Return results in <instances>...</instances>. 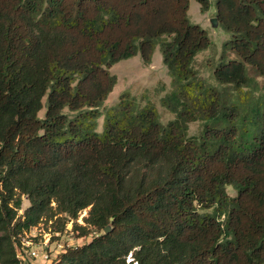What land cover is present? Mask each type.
Returning a JSON list of instances; mask_svg holds the SVG:
<instances>
[{
  "label": "trees",
  "instance_id": "obj_1",
  "mask_svg": "<svg viewBox=\"0 0 264 264\" xmlns=\"http://www.w3.org/2000/svg\"><path fill=\"white\" fill-rule=\"evenodd\" d=\"M215 2L231 36L215 81L257 91L264 0ZM190 3L0 0V264H19V237L44 220L87 210L73 230L90 241L51 264H264V96L244 110L198 81L194 63L212 42ZM158 48L174 121L129 93L104 115L110 70L139 55L149 66ZM197 122L203 134L190 137Z\"/></svg>",
  "mask_w": 264,
  "mask_h": 264
},
{
  "label": "rangeland",
  "instance_id": "obj_2",
  "mask_svg": "<svg viewBox=\"0 0 264 264\" xmlns=\"http://www.w3.org/2000/svg\"><path fill=\"white\" fill-rule=\"evenodd\" d=\"M210 2L211 9L207 13H203L200 4L191 0L188 18L193 25H197L207 31L212 42L211 48L200 54L194 63V69L198 74V81L203 82L205 85L220 89L214 78V70L224 54V45L231 40V36L220 27L217 18L215 0H210ZM213 19H217L218 21L217 28L212 26ZM226 55L228 60L237 59V56L233 52H228ZM110 72L112 76L116 78L117 83L114 91L111 93L102 109L104 115L109 109L114 108L119 104L122 94L129 93L132 96L137 97L142 106L146 105L147 101H149L160 114L163 125H168L170 122L174 121L175 116L162 105V99L174 89L172 87V79L169 75L168 69L164 65L163 56L159 48L156 49L152 64L149 66L144 64L139 55L133 59L115 65ZM251 76L255 78L259 84L257 91H244L243 93H238L230 88L225 90L221 88L226 95L228 94V97H226L227 101H236L238 104L242 105L244 110L250 105H257L260 101V97L262 95L264 96V78L257 77L253 71H251ZM43 104L45 108L39 114L41 119H44L46 114V99ZM252 122L253 121H251V123ZM103 124L104 118L99 122V133L103 131ZM202 134V123L197 122L189 125L190 137L200 138ZM227 191L230 197H236L237 193L233 188H228ZM22 201L23 205L22 210L18 213L19 216H22L30 207V202L27 200V197L24 196ZM53 206L55 207V205ZM88 212L89 210L80 215L77 221H67L64 219L65 216H58L53 222H47L44 220L39 226L34 227L30 234H27L28 238L32 239L33 237L38 236L37 246L39 247L38 251L41 252V254L47 253L45 248L42 247L41 241H43V246L44 243H51L49 250H47L51 262L53 263L59 257L58 254H61L63 251V249H61L63 247L59 248L60 245L67 248H76L81 247L90 241L82 238L81 232L76 233L73 230L76 225L85 227L84 218L87 216ZM62 229H64L62 233L56 232V230L61 231ZM58 234H60V237L57 236ZM27 261L29 264L43 263L41 260L34 259H29Z\"/></svg>",
  "mask_w": 264,
  "mask_h": 264
},
{
  "label": "built area",
  "instance_id": "obj_3",
  "mask_svg": "<svg viewBox=\"0 0 264 264\" xmlns=\"http://www.w3.org/2000/svg\"><path fill=\"white\" fill-rule=\"evenodd\" d=\"M33 229H31L28 232H25L23 235H21L19 237V242L16 245V249H17V259L19 260V264H29V262L27 260H41L43 263L42 264H51V258L48 255V250H49V246L51 243H44L43 246V241H41L42 247L45 248V250L47 251V253L41 254V252L38 251V236L33 237L32 239L28 238L27 234H30V232ZM58 237H60V234L57 235ZM63 247V248H61ZM59 248L63 249V251L61 252V254L65 253L67 251L68 248L71 247H64V246H59ZM48 249V250H47ZM51 252V251H50ZM60 253L58 254L59 256L61 255ZM27 257V260H26Z\"/></svg>",
  "mask_w": 264,
  "mask_h": 264
},
{
  "label": "water",
  "instance_id": "obj_4",
  "mask_svg": "<svg viewBox=\"0 0 264 264\" xmlns=\"http://www.w3.org/2000/svg\"><path fill=\"white\" fill-rule=\"evenodd\" d=\"M212 26L214 28H217L218 27V21H217V19H213L212 20ZM109 232H110V228H107L106 231H105V234H108Z\"/></svg>",
  "mask_w": 264,
  "mask_h": 264
}]
</instances>
